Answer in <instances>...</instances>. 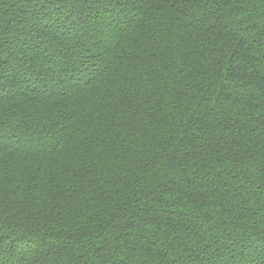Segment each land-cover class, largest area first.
<instances>
[{
    "label": "trees",
    "instance_id": "16d2710c",
    "mask_svg": "<svg viewBox=\"0 0 264 264\" xmlns=\"http://www.w3.org/2000/svg\"><path fill=\"white\" fill-rule=\"evenodd\" d=\"M0 264H264V0H0Z\"/></svg>",
    "mask_w": 264,
    "mask_h": 264
}]
</instances>
